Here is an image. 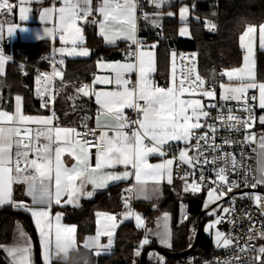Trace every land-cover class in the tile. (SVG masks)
<instances>
[{
    "label": "snow or ice",
    "instance_id": "obj_1",
    "mask_svg": "<svg viewBox=\"0 0 264 264\" xmlns=\"http://www.w3.org/2000/svg\"><path fill=\"white\" fill-rule=\"evenodd\" d=\"M26 2L30 0H19V5L10 3V0H0V13L11 14L13 9L18 7L19 19L26 21L29 18L30 8L26 7ZM159 8L165 0H151ZM137 3L136 0H101L96 7L95 12L100 16L97 20L93 16L92 0H62L59 8H45L41 14L42 21H49L55 17L56 23L52 28H45L43 34H38L37 38L44 36L52 39L59 33V39L65 47L59 49V52L68 56H88L89 51L83 47L84 29L83 23L98 25L99 34L109 44H114L116 39L123 38L136 45L135 52L128 53L129 57H135V63H103L98 62V67L111 69L114 73V83L116 90L96 91L94 85L111 84V77H96L93 85L84 84L78 93L84 96H95L99 110L97 114V129H87L80 132L72 127H60L54 125V120H58L53 111L51 116H30L24 115L22 111V97H15L16 107L14 113L0 111V205L12 204L14 207L24 208L31 212L35 220L36 228L41 237L43 247L44 264H64L63 256L70 253L73 249L80 247L76 239V226L63 225L61 216H55V224L50 216L48 209L52 203H61V197L67 196V204L76 205L81 195L92 197L98 188L107 187L109 182L128 179L132 173L127 171L130 166L134 169L136 185L126 191L136 192L149 198L147 184L149 181L159 185L165 180L168 184L173 183V163L177 157L164 159L161 163H149V157L158 155L166 156L165 145L170 142H181L187 147L179 150V161L193 169L192 172H185L180 177L184 181L185 192H199L205 185V175L203 166L207 164L216 165L217 161H223L224 167H213L216 179L209 181L215 187L208 189V200L204 207L208 208L209 203H215L225 195V192L218 189L227 186L229 192L234 187H239L236 181L229 183L228 171H238L241 164L236 157L230 153L221 156H213L211 160L205 155L206 152H217L220 148L215 144V134L217 128L213 124H208V132L197 134L196 130L205 127L201 119L210 117L209 111L205 110V105L200 99L191 98L200 95L208 98H215V91L205 88V80L196 73L195 55L184 57L181 54L180 59H189L190 65H181L179 76L176 74L175 60L177 54L172 53L173 75L169 87H159L151 79V73L155 71V56L151 51L141 50L142 43L136 38L137 27ZM188 13V8L180 9L181 19H184ZM172 15V13H168ZM89 17H92L90 20ZM145 19H149L145 14ZM153 23H156L153 20ZM158 26V25H157ZM206 27L214 31L216 26L211 21L206 22ZM20 31H27L24 27L10 26L7 29L8 37ZM3 28L0 26V33ZM187 32V28L181 29V35ZM257 27L247 25L244 32L240 35V46L245 50L243 57L244 63L241 67L224 70L221 75L226 76L230 83L220 84L221 100H234L242 103V110L249 115L245 119L235 116L232 109H228V115L225 117L222 113L218 114L216 119L227 120L228 128L240 130L252 127V121L255 117L252 115V108L248 104L249 97L247 93L250 89L259 91V107L264 109V83H258L255 73L254 61V43ZM2 39V34H0ZM71 45V47H67ZM259 45L264 49V24L259 26ZM155 48V45H152ZM11 57L6 56L3 49H0V74H3L4 64ZM63 63V60L60 61ZM136 72L137 82L131 88L130 80L125 78L126 73ZM62 76V73L53 66L51 74L43 73L37 77V92L41 97V107H48L49 103L55 99L51 91V82L53 77ZM236 83L233 84L232 82ZM188 94L189 98H183ZM48 97L45 100V97ZM256 100L257 97H251ZM143 102V103H141ZM208 108H215V104H210ZM125 109H133L138 113L139 118L130 121L124 113ZM260 122L264 124V116L260 117ZM132 128L130 134L125 129ZM29 125H36L34 129ZM97 130L99 135L97 136ZM109 132L112 135H109ZM91 136L93 139H88ZM40 137H43L46 143H40ZM195 140V144L192 141ZM254 134L245 136L247 143L255 142ZM203 142V144L201 143ZM228 143L229 141H225ZM259 145L261 148V167L259 169V178H254L255 182L250 187L256 188L258 184H264V136L260 137ZM55 146V147H53ZM95 149V165L91 163L92 149ZM189 151H194V155H189ZM68 152L75 163L72 167H66L62 154ZM230 158V161H229ZM231 164L229 169L228 164ZM117 166H123L126 170L117 173L115 171H106V169H115ZM200 168V175L197 180L195 171ZM192 177V182L188 179ZM248 175H245L244 182L247 185ZM16 183L25 184L27 195L31 196L33 205L37 207H28L22 202L12 200V186ZM91 184L93 191L85 192V185ZM158 191L152 189V194ZM247 195V194H245ZM254 202L264 214V197L254 195ZM126 211L123 213L124 219L134 218L136 227L144 229L145 236L140 241V245L135 255H140V250L148 245L151 236H155L159 242L167 247H171V231L169 228V216L167 213L157 222L155 230L148 229L143 217L132 211L129 198L124 199ZM230 210L225 208L223 213L227 214ZM210 215L216 216V209H213ZM187 219V217H184ZM225 220V215L216 216V218L207 226L209 230L215 229L217 225ZM98 227L94 237V246L87 248L88 251H94V255L99 256L104 250L112 245V237L118 226L117 218L107 213H97ZM264 227V225H262ZM261 235H264L262 233ZM107 236V245H101L100 237ZM216 243L220 247L227 248L232 244L233 238L226 236L223 232L216 231ZM82 247L85 248L83 244ZM7 255L11 258L10 264H32L31 244L27 235L21 230L19 241L13 246L4 247ZM240 251H244L243 248ZM264 255V247L259 250ZM260 257H257L259 260ZM161 264L163 258H160Z\"/></svg>",
    "mask_w": 264,
    "mask_h": 264
},
{
    "label": "trees",
    "instance_id": "obj_2",
    "mask_svg": "<svg viewBox=\"0 0 264 264\" xmlns=\"http://www.w3.org/2000/svg\"><path fill=\"white\" fill-rule=\"evenodd\" d=\"M15 1V0H10ZM183 0L176 3L164 2L157 8L151 0H142L140 5L141 25L148 26L153 20L164 24L163 37L155 38L153 30H144L148 42L156 43L157 69L155 82L165 85L168 81L171 53L179 57L180 52L193 50L198 53L199 71L207 77L212 71L223 72L224 69L237 66L242 62L243 51L239 44V36L247 25L258 26L264 22V0H217V4L210 6L211 0H195V6L189 15L192 37H180L179 27L183 24L180 15V5ZM172 13V15H168ZM148 14L149 19H145ZM215 18L219 22V31L210 36L205 29L206 22ZM87 41L93 48L92 55L87 58H67L63 65V78L66 84L55 83V99L51 105L58 117L57 122L65 125L84 126L91 121L84 119V99L76 96L75 90L91 80L95 71L96 59L101 55L117 57L120 52H111V46L104 45L92 30L87 29ZM175 44L176 50H169V45ZM122 43H120L121 46ZM16 61L9 63L6 74L0 78L5 102L13 103L14 96L19 94L24 100V109L28 113H47L50 107H41L42 100L36 95V80L38 72L35 67L46 69L49 62L46 56L51 51L49 41L28 42L17 41L13 45ZM22 62H20V61ZM257 81H264V51H259L256 66ZM157 84V83H156ZM90 109V106H88ZM175 179L174 185L177 183ZM124 183L112 184L109 188L96 192L94 197L84 201L81 208H64L65 219L78 225V240L80 242L94 232L97 213L119 212L124 209L123 188ZM264 189V186H263ZM167 193L161 207L172 213V237L169 252H181L189 248L195 238L198 227L199 214L204 209V197L207 190L199 192L173 191L166 188ZM182 195V196H181ZM187 205V219L180 221V202ZM160 202V201H158ZM135 206L140 215L150 220L156 212L153 201L135 200ZM16 212L21 210L5 207L0 209V259L4 261L1 246L14 241L15 227L18 221L24 222L26 229L31 232L29 217H21ZM202 233L194 253H205L213 247V237L204 232L206 213L203 218ZM141 229L136 227L135 219L122 223L116 235L113 251L109 254L96 256L80 245L78 253H86L88 264H142V254L151 245H158L156 240L141 248V255H135V249L141 240ZM78 253H72L76 257ZM185 257V256H183ZM180 257V258H183ZM168 260L179 258L167 257ZM6 264V262L4 261Z\"/></svg>",
    "mask_w": 264,
    "mask_h": 264
},
{
    "label": "built area",
    "instance_id": "obj_3",
    "mask_svg": "<svg viewBox=\"0 0 264 264\" xmlns=\"http://www.w3.org/2000/svg\"><path fill=\"white\" fill-rule=\"evenodd\" d=\"M170 3H176L179 0H167ZM142 0H136L137 3V40L141 41L142 44L148 43L147 35H144V30L149 31L150 29L153 30L155 38L159 39L163 37V28L164 24L160 21H156V23H151L148 26H142L140 22V5ZM217 4V0H211L209 5ZM208 21L215 24L216 28L214 31H210L208 27L205 29L209 33L210 36H213L218 33L219 31V22L215 18H211ZM207 21V22H208ZM183 23L190 25L191 19L187 17L183 19ZM158 25V26H157ZM3 49V47H0ZM137 50L135 45V51ZM169 50L175 51L176 45L170 44ZM183 54L184 57H192L193 54L195 55V70L204 80H205V88L210 90H214L217 96L208 101L205 110L209 111L210 117L206 120L203 119V124L205 127L196 130L197 134H203L204 132H208L209 136L212 135L211 131L207 128L208 124H213L217 128V132L215 134V144L219 145L220 148L217 152L208 151L205 155L208 157L209 160L212 159L213 156H221L225 153H230L231 155L235 156L237 161L241 164V167L238 171H228L229 183L232 181H236L239 187H234L231 192L228 191L227 186H223L222 188L218 189L219 191L225 192V195L222 198H225L222 202L225 204V208L229 209L230 211L227 214H224L223 211L221 215H225V220L219 224L218 230L223 232L226 236H231L233 238L232 244L227 247H220L217 245L216 240H213V247L211 250L205 253H194L191 255H186L183 258L175 259V260H168L166 256L161 255L159 256L158 261L156 264H161L160 258H163L162 264H259V260L257 257H260L259 249L264 246V214H262L261 210L257 207L256 203L254 202V195H260L264 197V189L263 184H258L256 188L250 187L251 183L255 182L254 178H259L258 172V160H257V133H255V142L247 143L245 141V136L252 133V128L256 125L259 117L261 116V112L256 107L255 101L251 99L252 96L248 99V104L252 108V115L255 117L254 121H252V127L249 129H243L240 127V130L237 131L236 129H231L227 127L229 123L226 119L221 121L216 119L217 115L222 113L225 117L228 115V109H232V113L235 116H239L241 119L247 118L249 115L248 113L242 110V103L237 102L234 100L223 101L218 96L220 90V83L223 79L222 72L212 71L210 76H203L199 71V62H198V53L193 50H186L182 51L179 54V73L181 69V65H190L192 63L191 60L185 59L181 60L180 56ZM38 72V77L41 76L43 73L51 74L46 69L35 67ZM179 76V75H178ZM58 80L56 77H53ZM151 79L155 82V79L151 77ZM136 81H134V84ZM77 96H80V93L76 91ZM143 103V102H141ZM210 104H215V108H208L207 106ZM130 121H135L139 118L138 113L133 109L128 111L126 116ZM32 128H36L35 125H29ZM137 127L136 125H132L131 128L125 129L128 131L129 134L132 128ZM87 129H97L94 126H87ZM78 131L84 132L86 131L85 127L78 128ZM99 135V130H97V136ZM88 139H93L91 136ZM225 141H229L226 143ZM203 144V142H201ZM192 144H195V140L192 141ZM181 149V144H170L165 146L164 150L166 151V155L169 157H177L175 160L174 166V179L183 181L180 177L184 176L185 172H192L193 169L189 168L188 165L180 163L178 159V151ZM194 151H189V155H194ZM92 156H95V149H92ZM230 161V158H229ZM223 161H217V164L214 166L212 164H207L203 166V171L205 175L206 183L204 186L201 187V190H207L211 187H215V185L211 184L209 181L215 180L216 176L215 173L212 171L213 167H224ZM229 169L231 168V164H228ZM200 175V168L197 167L195 171V176L198 180ZM245 175H248V183L247 185L244 182ZM188 182H192V177H189ZM129 188H133L131 184H126L124 186V191L127 192L129 195V203L130 207L133 212L138 213L137 208L135 206V198L134 192L129 193L126 191ZM247 194V195H245ZM124 204V200L122 201ZM110 215L116 216L119 220L120 216L118 213H108ZM140 215V214H139ZM144 234V230L142 232ZM208 235L213 237V232L208 233ZM153 240L152 238H150ZM243 248L244 251H240ZM260 259V258H259Z\"/></svg>",
    "mask_w": 264,
    "mask_h": 264
},
{
    "label": "crops",
    "instance_id": "obj_4",
    "mask_svg": "<svg viewBox=\"0 0 264 264\" xmlns=\"http://www.w3.org/2000/svg\"><path fill=\"white\" fill-rule=\"evenodd\" d=\"M191 1L193 2V3H191L192 4L191 5V9H192L195 6V0H191ZM165 2H168V1L165 0ZM10 3H13L15 5H19V0H15L13 2L10 1ZM100 3H101V0H92L93 16L97 20L100 19V16L95 12V9H96V7H98V5ZM61 4H62V0H30V2H26V4H25L26 7L31 9L30 13L28 14L29 18L26 21H21L19 19L18 7L14 8L11 14L5 13L6 17H7V19L5 21H2L3 20L2 16L4 15V13H0V26H2V28H3L2 33H0V34H2V39H0V47L4 48L3 52H4V54L6 56L11 57V59H9V60H7L5 62L3 74H0V78L6 74V71L8 69L9 63L18 60L16 55L14 54V50H13V45L17 41H28V42L49 41L51 43V51L46 56V59L49 62V67H47L46 70H48L49 72L52 73L53 66H55V68L58 71L63 73V65H64V62H65V60L67 58H87V57H90L92 55L93 48L88 44V41H87V37H88L87 29H90V30H92V32H94V34L97 37L100 38L99 40L104 45H108V46L112 47L111 49H108V51H111V52H113V51L116 52L117 51V52H120L121 55H119L117 57H106L104 55H101L99 58H97L96 62H95V71L92 74V78H91L90 81H88V82H86L84 84H88L90 86L93 85V81L95 80L96 77H111V78H113V83H111V84H100V83H97V84L94 85V89L96 91H112V90H116L117 86L114 83V73H112L111 69L104 68V67H98V62H103V63H114V62L135 63L136 62L135 61V57H129L128 56V53L135 52V44H133L131 41L123 39V38H118V39H116L114 44H109L99 34L98 25L81 22V26L84 29V33H83L84 34V42H83L82 46L86 47L88 49L89 55L86 56V57L85 56H68L66 54L60 53L59 49L62 48V47H65V45H63L61 43V41L59 39V33H57L55 39H52V38L47 37V36H44L43 38H37V35L38 34H43V31H44V29L46 27L47 28H52L54 26V24L56 23L55 17H53L52 19H50L47 22L42 21L40 19L41 12L45 8H52L53 6L59 8L61 6ZM89 19L91 20L92 17H89ZM261 24H264V22H262ZM260 25L256 26L257 27V32H256V36H255V43H254L255 73H256V66H257V55H258V52L259 51H264V49H262L260 47V45H259V26ZM10 26H19L21 28L24 27L25 29H27V31L17 30V32L15 34H13L11 37H8L7 29ZM136 37H137V27H136ZM120 43H122V45L118 46V45H120ZM239 44H240V40H239ZM152 45H155V48H153ZM67 47H71V45H67ZM141 50H143V51H151V52L154 53V56H155V71L153 73H151V77L154 78V76L156 74V69H157L156 43L155 42H148L147 44H145L144 46L141 47ZM242 51H243V56H242L241 64H239L237 66L229 67V68H226V69L238 68V67H241L243 65V63H244L243 57L245 55V50L242 49ZM172 53H171V55H172ZM61 60H63L62 64L60 63ZM176 61L178 63V71H177V76H178L179 75V58L178 57L176 58ZM20 62H22V61H20ZM172 65H173V59H172V56H171V64H170V72H169L168 81H167V83L165 85H160V84H158V82H156L157 86L165 87V88L170 86L171 81H172V75H173V70H172L173 66ZM226 69H224V70H226ZM256 77H257V73H256ZM56 78L58 80L53 78L52 82H51V91H52V93L54 95H55V88L54 87H55V83L56 82H60L62 84H66L62 80L63 77L60 78L59 76H56ZM125 78L130 80L129 87L131 88L132 86H134L133 85L134 81L137 82V73L136 72L126 73L125 74ZM257 82L258 83H264V81H257ZM221 83L228 84L230 82L228 81L226 76H223V79H222ZM232 83L235 84L236 82L233 81ZM84 84H81L77 89H79ZM42 86H43V84L38 85L37 84V80H36V92L35 93H36L37 96H39L38 92H37V89H38V87H42ZM77 89L75 90V93H76ZM221 91L222 90L220 89L219 93H218L219 97H221ZM17 95H19V94H17ZM17 95L14 96L13 103L10 104L9 101L5 102L3 91H2V84H1V80H0V111H7L9 113H14L15 112V107H16L15 97ZM76 96H77V94H76ZM216 96H217V94H215V97ZM247 96L248 97H250V96H252V97L256 96L257 97V99L254 100L255 104H256V107L261 112V116L260 117L264 116V109H261L259 107V100H258L259 91H258V89H250L248 91V93H247ZM77 97L84 99V111H87V112H85L84 119L86 121H88V120L91 121L90 124H87V123H85V124L87 126L97 127L96 119H97V114H98V110H99V105H97V103H96L95 96L94 95H92V96H84L82 93H80V96H77ZM183 98H185V99L189 98L188 94H185V96ZM191 98L200 99L202 101V103L205 105V107H206L208 101L213 99V98L203 97V96H200V95H195V96H193ZM44 99L47 100L48 97L46 96ZM52 103H53V101L49 103L48 107H50V109L48 110L47 113H44V112L43 113H28L24 109V100H23V97H22V111H23L24 115L44 116V117L51 116L52 112H53V110L51 108ZM88 106H90V109H88ZM44 108H46V107H44ZM129 110L130 109H125L124 110L125 116H127ZM260 117H259L256 125L252 128V133L253 134L257 133V137H259V135L260 136L261 135L264 136V124H262L260 122ZM201 123L203 124V118L201 119ZM54 125H57V126H60V127H72V128H76L77 130H78V128L83 127V126H77V125L61 124V123H58L57 120H54ZM109 135H112V133L109 132ZM40 143L41 144L46 143V141L44 140L43 137H40ZM172 143L173 144L174 143L181 144V149L184 148V146H183V144L181 142H172ZM165 146H167V145H165ZM53 147H55V146H53ZM178 157H179V151H178ZM171 158L172 157H169L167 155L165 157H160L158 155H153V156L149 157V163L157 164V163H161L164 159H171ZM62 160H63L65 166L69 167V168L72 167V165L75 163V160L73 159V157L68 152H65L64 154H62ZM91 163H92L93 166L95 165V156H94L93 160H92V156H91ZM174 166H175V160H174V163H173V172H174ZM125 170L126 169L123 166H117L115 169H106V171H115L117 173H121V172H123ZM127 171L132 173V175L128 179L121 180V181H115V182H109L107 187L96 189L92 197H94L96 192L101 191V190H105V189L109 188L112 184L124 183L125 185L126 184H131L132 186H134L135 182H136L135 181V175H134V171L135 170L132 169L129 166L127 168ZM161 182L163 184V191H165L167 187H170V186L174 185V182H175L174 175H173V183L172 184H168L166 179L161 181ZM84 191L85 192L93 191L92 185L91 184L85 185ZM123 194H124L125 198L129 197L128 196L129 194L124 191V188H123ZM92 197H87V196L81 195L79 200H78V203L76 205H72V204H67L66 203L68 197L65 195V196L61 197V203L60 204H55V202H53L51 208L48 209L49 212H50V216H51V218L53 220V224H55V216L57 214H59L61 216V223L63 225H68V226L74 225V226H76V229H77L76 239H77V244L79 246L80 245L82 246L87 239H90L91 237L95 236L98 225L96 223L94 232L91 233V234H88L83 239V241L80 242L78 240V225L76 223H74V222L66 221L64 208H66V207L81 208L82 205L84 204V201L87 200V199H90ZM134 198H135V200H144V199L136 198L135 197V191H134ZM12 200L15 201V202H22L23 204L27 205L30 208L31 207H37L36 205H33L31 196L27 195V187H26L25 184H22V183L13 184V186H12ZM145 201H148V200H145ZM5 207H11L12 209L21 210L29 217L31 226L34 228V230L36 232V235H37V240H38L39 249H40V260H41V263L44 264V255H43V247L41 245V237H40V233H39L38 229L36 228L35 220L32 217L31 212L25 210L24 208L14 207L12 204L0 205V209H3ZM125 211H126V209H125V206H124V209L122 211H119V212H102V211L98 212V213H107V214L108 213H113V214L118 213L119 216H120V219L119 220L117 219L118 226L116 227V229L114 231V235L112 237V245H111V247L106 249V250H104L100 255L109 254V253H111L113 251V248H114L115 242H116L117 230H118L119 226L122 223H124L126 221H129V220H124V218H123V213ZM133 219L134 218H132L131 220H133ZM96 221H97V217H96ZM16 228H17V225L15 227V230H16ZM27 232L31 236V240H30V238L28 236L29 234L26 233V235H27V237H28V239L30 241V244H31V260H32V264H38L37 257H36V249H35V246H34L32 233L29 232L28 230H27ZM32 243H33V250H32ZM100 243H101V245H107L108 237L107 236H101L100 237ZM14 244H15V240L13 242H9V243L3 244L1 246V249H2V252H3V256H4V261L6 262V264H10L11 258L7 255L6 251H4V247L13 246ZM94 251H95V249L92 250L93 253H94ZM259 255H260L259 264H264V255H261V254H259Z\"/></svg>",
    "mask_w": 264,
    "mask_h": 264
},
{
    "label": "rangeland",
    "instance_id": "obj_5",
    "mask_svg": "<svg viewBox=\"0 0 264 264\" xmlns=\"http://www.w3.org/2000/svg\"><path fill=\"white\" fill-rule=\"evenodd\" d=\"M191 3H193L191 0H183L181 5H180V9L183 8V7H187L188 8V13L186 15L185 18L189 17L190 13H191ZM184 18V19H185ZM2 21H5L7 19L6 17V14L4 13V15L2 16ZM182 28H187V32L184 34V35H181V29ZM178 35L180 37H192V31L190 29V26L183 23L182 25H180L179 27V31H178ZM145 44H142V46H144ZM175 64H176V74H177V71H178V63L177 61L175 60ZM172 70H173V67H172ZM60 78L63 77V73H62V76H59ZM21 96V95H19ZM206 108V107H205ZM263 136V135H261ZM257 137V160H258V171L261 167V148H260V145H259V140H260V137ZM170 144H173L172 142H170ZM169 144V145H170ZM183 144V143H182ZM184 148L187 147L185 144H183ZM189 154V153H188ZM259 176H260V172H259ZM135 185H136V182H135ZM153 188H157L158 191L155 193V194H152V189ZM170 188L173 190V191H177V190H181L183 194H185V191L183 190L184 188V181H177V183L175 185H172L170 186ZM147 189H148V195H149V198H145L143 194H138L135 192V197L138 198V199H144V200H148V201H153V203L155 204V208H156V212L155 214L152 216V218L150 220H148V218H144V221H145V225L148 229H152V230H155L157 228V222L158 220L163 216V214L167 213L168 216H169V221H168V224H169V228H170V231H171V234H172V213L171 212H168V211H165L164 208H162L160 205H161V201H163L164 197H166L167 193H169V191L167 192V190L163 191V184L162 182L159 184V185H155L153 184V182L149 181L148 184H147ZM182 196V195H181ZM163 199V200H161ZM208 200V191L207 193L205 194V197H204V204L205 202ZM222 200V197L217 200L215 203H209V206L208 208H205L204 209H209L206 213V222L204 224V232L205 233H210V232H213V240H216V236H215V232L218 230V225L216 226L215 229H211L209 230L208 229V225L216 218V216H219L221 215L224 207H225V204L223 202H219ZM160 201V202H158ZM217 202H219L216 206H214L213 208H211L214 204H216ZM211 208V209H210ZM213 209H216V216H213V215H210V213L212 212ZM179 216H180V223L183 222V220H185V216H187V205L185 203V201H181L180 202V207H179ZM132 218L130 219H124V220H131ZM23 231L25 234H29L27 232V229H26V226L24 224V222L22 221H18V224H17V228L14 232V240H15V243L19 241V234H20V231ZM144 229H141V240L144 238L145 236V231H144V234L142 233ZM219 231V230H218ZM30 240H31V236L30 234L28 235ZM172 237V236H171ZM150 238H152L153 240H156L157 243H158V246H161L165 249H169L171 247H167L163 244H161L159 242V240L155 237V236H151ZM140 240V241H141ZM150 239V241H153ZM140 241H139V245H140ZM194 242V241H193ZM172 246V245H171ZM139 247V246H138ZM138 247L135 249V252L136 250L138 249ZM32 250H33V243H32ZM141 250V249H139ZM141 255V253H140ZM143 255V254H142ZM159 256L160 254L157 253L156 251H150L147 255V259H146V264H156V262L158 261L159 259Z\"/></svg>",
    "mask_w": 264,
    "mask_h": 264
},
{
    "label": "water",
    "instance_id": "obj_6",
    "mask_svg": "<svg viewBox=\"0 0 264 264\" xmlns=\"http://www.w3.org/2000/svg\"><path fill=\"white\" fill-rule=\"evenodd\" d=\"M93 159H94V156H92V160ZM224 199L225 198H222V200L219 201V202H222ZM219 202L214 204L211 208L216 206ZM208 210L209 209H203L200 212L199 221H198V227H197V231H196V234H195L194 242L192 243V245L189 248H187L186 250L181 251V252H169L168 250H166L165 248H163L161 246L151 245V246L147 247L144 250V252H143L142 264H146L147 255H148V253L150 251H156L157 253H159L161 255H164L166 257H172V258H180V257L186 256L189 253H191L195 249L196 245L199 242V238L201 236L202 228H203V220H202V218H203L204 214L207 213ZM16 214L21 216V217H25V218L27 217V215L24 212H16ZM31 233H32V236H33L34 246H35V249H36L37 262H38V264H42L41 260H40V249H39V244H38V240H37V235H36V232H35V230H34V228L32 226H31ZM0 264H5L2 259H0Z\"/></svg>",
    "mask_w": 264,
    "mask_h": 264
},
{
    "label": "clouds",
    "instance_id": "obj_7",
    "mask_svg": "<svg viewBox=\"0 0 264 264\" xmlns=\"http://www.w3.org/2000/svg\"><path fill=\"white\" fill-rule=\"evenodd\" d=\"M85 249L94 246V241L87 239L84 243ZM78 253V250L73 249L70 253H65L63 256L64 264H88V258L86 253H78L76 257H73L72 253Z\"/></svg>",
    "mask_w": 264,
    "mask_h": 264
}]
</instances>
